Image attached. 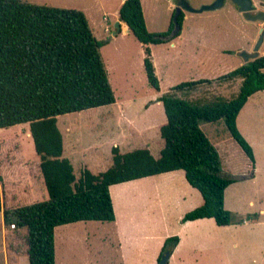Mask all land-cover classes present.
Listing matches in <instances>:
<instances>
[{
    "label": "rangeland",
    "instance_id": "1",
    "mask_svg": "<svg viewBox=\"0 0 264 264\" xmlns=\"http://www.w3.org/2000/svg\"><path fill=\"white\" fill-rule=\"evenodd\" d=\"M24 1L49 5L63 1L66 6L62 7L77 9V5H81L83 1L84 4L90 6L88 15L94 35L104 41L100 51L116 102L57 116V125L61 132L63 131L65 154H73L76 152L75 149L77 150L76 154H80L79 149L80 152L83 150V153L95 156L100 159L101 163H104L100 168H96L98 171H102L107 163H111V146L114 143L119 145L122 152L146 147L153 156H158L164 144L159 127L165 117L163 109H160L159 106L152 104L153 106L149 105L145 108L150 101L157 97L158 92L147 82L143 68L142 46L133 35H120L107 42L104 35L99 33L95 26V19L100 17L103 12L105 15L107 13L110 18L115 15L114 6L117 1ZM178 1L144 0V5L148 6L154 15L153 23L150 22V26L154 27L156 31L166 30L170 24V6L173 4L172 9L174 10ZM186 1L191 7L198 9L214 0ZM253 2L256 7L255 11L264 10V6L259 0H253ZM182 13L184 17L180 40L174 46L171 43L155 46L153 54L151 52L153 64L155 60L157 67L156 75L159 84L161 79L163 87L160 93L169 91L171 86L182 81L200 78L213 79L233 70L243 59L241 52L246 51L247 48L251 49L255 44H252L255 29L246 30L244 28L243 20L232 8L229 0L215 10L190 12L182 9ZM257 38L258 35L256 40ZM222 49L228 51L222 53ZM259 51L260 55L264 54V42ZM239 85L240 80L237 78L224 81L214 80L211 83H202L193 90L178 92L176 95L181 94L186 99L204 104L212 102L217 97L230 98L237 92ZM262 102L264 104V99ZM256 114H261L262 117L255 115V119L249 123L247 129L254 139L258 140L264 135V113L260 111ZM112 119H115L117 123L112 122ZM67 124H74V130H65ZM201 128L207 133L211 132L210 137L222 133L232 138L224 121L214 123V125L202 121ZM213 128L215 129L212 130ZM259 129H261V135ZM231 140L235 142L238 149L235 151L229 148L226 152L219 151L222 172L234 176L247 174V172L249 175L253 172L247 181H242L238 185L237 193L245 198L243 201L246 203L238 202L239 206H236L238 210L233 211L227 208V204L224 202L225 208L232 211L233 223H235L237 214L257 212L260 206L258 202L261 201L264 204V143L257 142V170L254 172L245 153L233 138ZM228 147H230L229 144ZM37 157L28 123L0 128V174L3 176L0 187L5 208L29 204L48 197L45 186L42 187V183L37 179ZM78 158L82 161L81 156ZM85 166L81 162L74 164L76 177L80 176ZM175 179H177L178 187L187 194L188 198L191 193L199 192L195 188L196 192L193 191L190 185H186L187 187L184 188L181 176H176ZM151 184L152 182H149V185ZM11 194L14 199H11ZM110 194L113 206H115L114 221H76L55 227V264H154L156 254L158 250L160 252L164 240L169 236L179 235L176 233L182 222L181 217L178 216L179 210L188 201L176 208V206L169 205L167 200L154 196L150 186L143 188L140 197L136 196L132 190L130 191L129 186L123 190L114 188ZM248 199H252L255 205L249 206ZM137 200L139 201L136 202ZM154 203L159 205L155 206ZM229 206L233 207L230 204ZM142 210L146 212L142 213ZM203 222L197 224L196 237L195 234L190 233L184 237L187 240L184 253L179 257L181 261L187 258L188 262H198V264H216L218 262L264 264V251L261 252L263 249L260 247L262 244L260 238L258 241V238L255 237L254 241L250 242L245 235H241L243 239L234 249L219 248L213 242L216 236L213 233H222L219 235L226 238V234L231 232L232 226H219L211 218ZM195 227L194 224L189 229L188 227L181 228L180 232H193ZM262 232L264 233V230ZM3 234L6 237L8 248L23 254L19 264H28L26 229L6 224ZM194 240L203 249L192 252L189 243ZM255 243H258V249L252 248ZM230 250H234L233 255ZM4 254V242L0 232V264L5 262ZM253 258L256 259V263H252ZM158 260L156 264H158Z\"/></svg>",
    "mask_w": 264,
    "mask_h": 264
},
{
    "label": "trees",
    "instance_id": "2",
    "mask_svg": "<svg viewBox=\"0 0 264 264\" xmlns=\"http://www.w3.org/2000/svg\"><path fill=\"white\" fill-rule=\"evenodd\" d=\"M173 14L164 31H149L141 1L123 0L119 19L143 46V67L148 84L159 90L149 44L169 41ZM184 14L177 21L182 25ZM98 39L85 13L77 8L36 4L24 0H0V128L28 123L46 199L12 208L2 205L5 224L25 228L28 264H55L54 229L76 221H114L109 186L165 171L184 170L203 203L181 218L182 222L213 218L217 225L233 223L224 206V190L236 179L222 172L220 155L200 123L223 119L230 135L254 163L252 147L236 125V116L248 97L264 90V54L242 63L215 79L182 81L159 97L166 122L160 126L164 145L159 157L146 147L121 152L111 147L112 163L93 173L84 168L76 177L70 160L63 156V138L57 116L115 102ZM240 78L231 98L217 97L198 104L175 91H187L202 83ZM2 175L0 174V182ZM177 235L169 236L159 252L170 251Z\"/></svg>",
    "mask_w": 264,
    "mask_h": 264
},
{
    "label": "crops",
    "instance_id": "3",
    "mask_svg": "<svg viewBox=\"0 0 264 264\" xmlns=\"http://www.w3.org/2000/svg\"><path fill=\"white\" fill-rule=\"evenodd\" d=\"M116 1L117 2L115 4V6H114L115 15L113 17L110 18L107 15V13L105 15L104 12H103L100 17L95 19V26L97 28V31L99 33L101 32V34L104 35V38L106 39L107 42H110L113 39H116L120 35H123V36L133 35L132 32L130 31L129 27L127 26V24L124 21L119 19V7L122 4L123 0H116ZM140 1H141L143 16H144V20H145V24H146L147 29L149 31H156V29H154V27L150 26V22L153 23L154 15H152L149 7L148 6L146 7L144 5V0H140ZM226 1L227 0H225V2ZM229 1L231 2L232 8L235 9V11L239 14L241 19L243 20V22L245 24V25H243L244 28H246V30L255 29V37H254V39L252 41V44L256 43V41H257L256 40V36L257 35L259 36L260 28H262L261 27V23L262 22L260 20H248V19H246L244 17L243 13L238 10V7L235 6V4L231 0H229ZM60 2H62V3H53L52 6H58V7L66 6V5H64L65 2H63V1H60ZM95 2H97V0H95ZM259 2L262 4V6H264V0H259ZM253 4H254V2H253ZM46 5H49V4H46ZM77 7H78V9L82 10L85 13V15H86V17L88 19L89 25H90V17L88 15V10H89L90 6H87V4H84V2L82 1L81 5H77ZM66 8H69V7H66ZM70 8H72V7H70ZM172 8H173V4L170 6L171 14H170V17H169V21H170V18H171V15H172V11H173ZM105 12H107V11H105ZM190 12H193V11H190ZM116 22L119 23V26H120V30L119 31H116V26H115ZM262 25H263V23H262ZM91 29H92V31H94L93 28H91ZM182 30H183V26H182V28H180V33L177 36H175L172 39H170L169 41L162 42V43H155V44L151 43V44H149V47H150V50H151L152 54H153V49H154L155 46L164 45L166 43H171V45L174 46L176 44V42L180 40L181 34H182ZM133 37H135V36L133 35ZM135 39H136V37H135ZM263 42H264V39H263V41H262V43L260 45V48L263 45ZM141 46H142V44H141ZM253 47L251 49L250 48L245 49L246 52L251 53V51H253ZM260 48H259V50H260ZM142 50H143V46H142ZM227 51L228 50H223V49L221 50L222 53H226ZM259 55H260V51H259ZM143 56H144V53H143ZM151 58H152V56H151ZM244 62H245V60L242 59V61H240L238 63V66L241 65ZM153 65L154 66L156 65L155 64V60H154V64ZM154 69H155V73H157V67L156 66H155ZM200 79H202V78H200ZM213 79H215V78H213ZM237 79L240 80V78H237ZM170 84H172V83H170ZM173 86H171L169 88V91H172L170 89ZM162 90H163V87H162V83H161V79H160L159 90H156L158 92L157 97L154 100L150 101L145 106V108L147 106H149V105L154 104L156 106H159L160 109H163V113H164L163 104L159 100V97L162 94H164V93H160ZM178 92H180V91H175L174 93L178 95ZM179 97H183V96L180 94ZM263 99H264V90H258L256 92H254L253 94H251L248 97L247 101L244 103V105L239 110V112H238V114L236 116L237 128L240 131V133L243 135V137L247 140V142L250 144V146L252 147V150H253L254 163L251 162V160L248 158V156L246 154L245 155L247 157L249 165H251V168H253L254 172L257 170V166H256V162H257L256 147L258 145L257 142L259 141L260 143H264V135H262V138L259 137L258 140L254 139V136H252V134L249 132V130L247 129V126L249 125V123L253 122V120L255 119V117H254L255 115H260L262 117L261 114H256V113H259L260 111H263V113H264V104L262 102ZM115 102H116V99H115ZM98 107H100V106H98ZM94 108H96V107H94ZM164 117H165V120L162 122V124L166 122L165 113H164ZM115 119H112L111 121L114 122V123H117ZM221 121H223V120L219 119L217 121L207 122V123H209L211 125H214V123H220ZM74 127H75L74 124H67L65 126V130H68V129L69 130L70 129L74 130ZM200 127H201V123H200ZM210 127H212V126H210ZM214 129L215 128H213L212 130H214ZM259 131H260V135H261V129H259ZM159 132H160V127H159ZM61 133H62V138H63V156L70 160V162L73 165V168H74V164L76 162H79V163L81 162L82 164L86 165L85 168L89 169L93 173L101 172V170L98 171V169H96V168L97 167L100 168L102 166V164H104V163H101L100 159L96 158L95 156H93L91 154H86L85 152L83 153V150H82V152H80L81 150H79V149H78V151H79L80 154H76V152H77L76 149L74 150L76 152H74L73 154H65L63 131ZM204 133L207 135V137L212 142V144L216 147L218 153H219L220 150H221V152L222 151L226 152L229 148H231V150L233 149L235 151H236V149H238L236 144H235V142H233L231 140L233 138L231 135L230 136L232 138H230L227 134L223 135L221 133L222 134L221 135V134L218 133V134H214L213 137L211 136L212 137L211 138L209 136V134H212L211 132L207 133L206 131H204ZM228 144H229L230 147H228ZM112 146H115V143ZM117 146L119 147V145H117ZM238 146H239V144H238ZM119 149H120V147H119ZM120 151H121V149H120ZM78 155L81 156L82 161L80 160V158H78L79 157ZM159 155H160V151H159ZM159 155L158 156H154V157L157 158V157H159ZM38 157H37V163H38V165H37V168H38L37 169V171H38L37 172L38 173L37 179L39 180L40 183H42V187H44L45 185L43 184L44 181H43V177H42V174H41V171H40V167H39L40 159ZM110 157H111V161L110 160L109 161L112 163V154H111ZM111 163L110 164L107 163V165H105V168L102 171L107 169L111 165ZM221 164H222V162H221ZM226 174L231 175L236 180L233 181L232 183H230L225 188V190H224V202H225V204H227V208H229V209H231L233 211L234 210H238V209H236V206H239V204H237L238 202L246 203V202L243 201V200H245V198L237 193L238 189H239L238 185L242 181H247V179H249V177L252 176L253 172H252V174H249V175H248V172H247V174L243 173V174H240V175H237V176H234V175H232L230 173H226ZM176 176H181L182 183H184V184H182V186L184 185V188L187 187L186 185H190L187 182L186 178H185L184 170L176 169V170L165 171V172H161V173H157V174H153V175H148V176H145V177L132 179V180H129V181L115 183V184H112V185L109 186V190L111 191L114 188H118V189H122L123 190L125 187L129 186L130 187V191L132 190V192L135 193L136 196L140 197V194L143 191V188H145L146 186H150L151 187V191H153L154 196H157L158 199L167 200V203H169V205L176 206V208L181 206L180 204H183V203L188 201V203H186V205H184V206H181V210H179V215L178 216L182 218V216L187 211H189V210L201 205L203 203V198H202V195L200 194V192H196L194 190V187L191 186V185H190L191 189L193 191H195L197 194L191 193L190 194V198H188L187 194L182 192L181 189L178 187L177 179H175ZM2 179H3V176H2ZM145 181H147V183H145ZM149 182H152V184L149 185ZM44 194H45V190H44ZM147 196L149 197L150 195H147ZM198 196H199V198H198ZM187 198H188V200H187ZM11 199H14V196L12 194H11ZM260 199H261V196H260ZM139 200H137L136 202H138ZM247 202H248L249 206H254L255 205V203H254V201L252 199H248ZM229 204L231 206H233V207H230ZM2 205H3V201H2ZM154 205L158 206L159 204L154 203ZM258 205H260V206L257 209V212L256 211L255 212H247V213H245L243 215H241V214L238 215L236 213L237 215H236L235 223H230V224H227V225H219V226H224V227L225 226L226 227L227 226H232V230H231L230 233L227 232L226 238H224L223 235H219V234H222V233L214 232L213 234L216 235L214 237V241H213L215 243V246L219 247V248H223V249L226 248L228 250L229 249H234V247L239 244L240 240L243 239L241 237V235H245L250 242H253L255 237L258 238V241H259V238H260L261 242H262L260 247H261V249H263V250H261V252L264 251V233L262 232V230H264V204L261 201H259ZM3 207H4V205H3ZM114 208H115V206H113V209ZM145 212L146 211L142 210V213H145ZM207 219L208 218H199V219H194V220H188V221H185V222H181V227L176 232V233L179 234L178 235L179 240H178L177 244L174 246V248L170 252V256L168 258V264H195V263L198 264V262H195V263L188 262L187 258H185L184 261H181L179 259V257H180V255H182L184 253L183 250L186 248V240L187 239H184V237L185 236L187 237L188 233L195 234L194 236L196 237L197 236V234H196L197 232H195V230L197 229V226H198L197 224H202V223H204L203 221H205ZM211 219L214 221L213 218H211ZM194 224L196 225V227L194 228L193 232H191V231H188V232L182 231L184 233L180 232L181 228L183 229V228H187L188 227V229H189V227L193 226ZM5 226H6V224L4 223V220H3V214H2V211H0V232L2 233V238H3V242H4V249H5V254H4L5 262H4V264H15L16 261H17V264H19V261H20L21 256L23 254L21 255L19 252L13 251L12 249H9L8 246L6 245V237L3 234L4 231H5ZM189 244H190V250L192 252H195L197 250L199 251V249H203L201 246H198V242L196 240H194V242L191 241ZM252 248L258 249V243H255ZM233 251L234 250H230L232 255H233ZM158 254H159V250H158V253L156 254V259H155V263L154 264H156V262H157ZM263 257H264V253H263ZM255 260L256 259L253 258L252 259V263H256ZM218 263L219 264H224V263H220V262H218ZM218 263H216V264H218ZM209 264H211V263H209ZM213 264H215V263H213Z\"/></svg>",
    "mask_w": 264,
    "mask_h": 264
},
{
    "label": "water",
    "instance_id": "4",
    "mask_svg": "<svg viewBox=\"0 0 264 264\" xmlns=\"http://www.w3.org/2000/svg\"><path fill=\"white\" fill-rule=\"evenodd\" d=\"M237 7L240 12L243 13L244 17L248 20H260L263 23L262 28H260L258 39L253 47V53H248L246 51L241 52V56L245 60V62L252 60L259 56V48L264 39V11L258 10L255 11L256 7L253 4L252 0H231ZM225 0H214L209 4L202 5L200 8L195 9L191 7L186 0H179L175 6L174 14H173V29L171 30V35H175L180 31V24L177 21L178 15L182 12V9L193 11V12H201L204 10H214L221 7L224 4ZM255 11V12H254ZM116 31L120 30L119 23L116 22ZM115 33V32H114ZM170 256V251H165L162 253L158 260V264H167L168 258Z\"/></svg>",
    "mask_w": 264,
    "mask_h": 264
},
{
    "label": "built area",
    "instance_id": "5",
    "mask_svg": "<svg viewBox=\"0 0 264 264\" xmlns=\"http://www.w3.org/2000/svg\"><path fill=\"white\" fill-rule=\"evenodd\" d=\"M11 227H14V224H10Z\"/></svg>",
    "mask_w": 264,
    "mask_h": 264
}]
</instances>
